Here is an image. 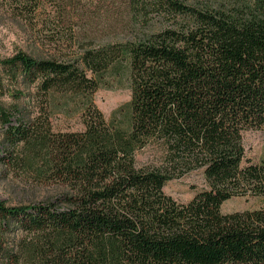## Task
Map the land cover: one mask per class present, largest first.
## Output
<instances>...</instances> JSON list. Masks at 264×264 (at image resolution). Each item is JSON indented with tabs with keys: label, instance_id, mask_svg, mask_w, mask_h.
<instances>
[{
	"label": "trees",
	"instance_id": "trees-1",
	"mask_svg": "<svg viewBox=\"0 0 264 264\" xmlns=\"http://www.w3.org/2000/svg\"><path fill=\"white\" fill-rule=\"evenodd\" d=\"M10 1L25 16L40 6ZM124 1L133 23L163 26L67 59L22 49L0 58L7 80L36 89L33 109L0 102L1 152L37 183L63 187L0 199V264H264V206L220 210L232 196H264V160L247 159L244 145L247 130L264 129V0ZM121 63L126 126L93 100ZM51 90L77 95L82 129H52ZM145 147L157 159L139 166ZM192 171L203 186L188 201L163 190Z\"/></svg>",
	"mask_w": 264,
	"mask_h": 264
},
{
	"label": "rangeland",
	"instance_id": "rangeland-1",
	"mask_svg": "<svg viewBox=\"0 0 264 264\" xmlns=\"http://www.w3.org/2000/svg\"><path fill=\"white\" fill-rule=\"evenodd\" d=\"M35 4V0H33ZM189 3H211L219 0H186ZM40 2V3H39ZM31 16L12 8L10 0H0V58L22 49L35 56L67 59L76 56L83 46H97L110 41H125L142 36L163 26L159 18L148 23L132 21L124 0H41ZM62 4V5H61ZM61 5V6H60ZM125 65L109 72L107 84L93 94L95 104L105 118L126 126L129 114L130 89ZM23 89L19 94L17 89ZM49 119L54 131L79 130L84 127L76 102L77 95L51 90ZM29 101L33 109L36 89L23 81L11 83L0 65V102L5 106L23 105ZM14 120V116L11 117ZM5 125L0 122L1 131ZM1 141V140H0ZM245 157L251 161L264 160V129L244 133ZM0 142V199L9 204L53 198L63 191L61 185L37 183L18 165L9 162ZM155 149L145 147L136 154L137 165H147L157 159ZM203 186L202 175L192 171L165 182L163 190L178 201H188ZM264 206V196H232L220 205L222 212Z\"/></svg>",
	"mask_w": 264,
	"mask_h": 264
}]
</instances>
